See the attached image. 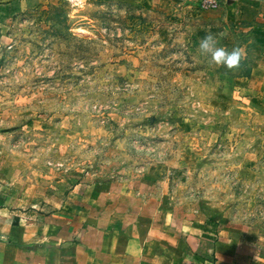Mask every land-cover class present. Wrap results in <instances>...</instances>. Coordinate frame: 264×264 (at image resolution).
I'll use <instances>...</instances> for the list:
<instances>
[{"label":"rangeland","instance_id":"rangeland-1","mask_svg":"<svg viewBox=\"0 0 264 264\" xmlns=\"http://www.w3.org/2000/svg\"><path fill=\"white\" fill-rule=\"evenodd\" d=\"M47 242L60 264L264 255V0H0V264Z\"/></svg>","mask_w":264,"mask_h":264},{"label":"crops","instance_id":"crops-1","mask_svg":"<svg viewBox=\"0 0 264 264\" xmlns=\"http://www.w3.org/2000/svg\"><path fill=\"white\" fill-rule=\"evenodd\" d=\"M50 226H48L47 229H49ZM56 233V231H54ZM53 233V234H54ZM44 238V237H43ZM17 239H22V232L19 231L17 235ZM33 242V240L31 239ZM35 241V240H34ZM42 242L45 243V240H42ZM42 244L44 246L38 247H33L34 244L31 246L32 252L37 253L39 249V253L41 255L40 259L45 263V264H60V257L58 255L60 254V248L56 246L57 248L55 249L54 246H51L50 244ZM166 245H163L162 248L161 246H157L159 251H154L153 256L146 257V255L142 254V251L145 250V246L139 245V250H138V255L137 256H130L129 257V262L127 263L126 260H123V264H177L175 259H173L172 254L168 253L167 250L165 249ZM233 250L230 251V257L233 259L235 258H249L250 256V264H264V255H256L255 253V248L253 247H248L246 245L242 244H233ZM164 247V248H163ZM167 247V246H166ZM132 249V248H131ZM131 249L129 251V254L131 252ZM51 250H54L57 255L55 256H47ZM59 252V253H58ZM233 263V262H232ZM231 263V264H232Z\"/></svg>","mask_w":264,"mask_h":264},{"label":"clouds","instance_id":"clouds-1","mask_svg":"<svg viewBox=\"0 0 264 264\" xmlns=\"http://www.w3.org/2000/svg\"><path fill=\"white\" fill-rule=\"evenodd\" d=\"M199 50L203 54L210 53L216 64H224L229 68L237 66L241 59V50L238 47L228 50L225 47L218 46L216 37L211 33L200 40Z\"/></svg>","mask_w":264,"mask_h":264}]
</instances>
